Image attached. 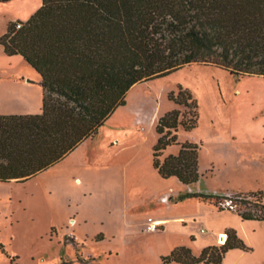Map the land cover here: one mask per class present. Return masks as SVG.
<instances>
[{"label":"trees","instance_id":"16d2710c","mask_svg":"<svg viewBox=\"0 0 264 264\" xmlns=\"http://www.w3.org/2000/svg\"><path fill=\"white\" fill-rule=\"evenodd\" d=\"M0 46L41 78L40 114L0 115V182L23 183L92 137L125 106L134 85L191 64L215 66L235 78H264V0H41L26 22L8 24ZM168 100L178 108L156 122L152 167L163 180L191 186L200 178L199 145L177 142V132L197 127V102L181 87ZM176 146L177 154L160 159ZM252 196L254 210L237 215L263 221V193ZM214 198L185 193L176 201ZM225 235L221 246L198 256L176 247L161 264H221L228 251L250 252L233 229Z\"/></svg>","mask_w":264,"mask_h":264},{"label":"rangeland","instance_id":"374dc122","mask_svg":"<svg viewBox=\"0 0 264 264\" xmlns=\"http://www.w3.org/2000/svg\"><path fill=\"white\" fill-rule=\"evenodd\" d=\"M0 5L13 11L18 3L0 1ZM22 66H8L0 55V75L24 68L39 79L25 61ZM139 85L128 109L120 112H125L123 119L110 118L88 139L85 161L75 166L71 160H62L23 183L0 182V264H161V257L168 255L166 247L188 243L186 238L171 243L163 235L146 232L148 220L142 216L152 209L145 202L146 193L127 192L124 187L140 177L146 182L145 174L152 172V147L158 136L149 120L158 105L164 114L178 108L168 95L176 94L179 87L196 100L198 124L191 132L179 128L177 142L199 145L201 188L230 193H208L215 198L198 200L206 207L177 208L173 216H205L218 230L234 229L250 252L232 251L221 264L264 263V220L250 223L236 218L239 212L254 210L252 193L261 191L264 205V78H235L215 66L191 64ZM137 107L144 108L142 113L133 112ZM117 139L122 144L116 147ZM116 148L119 151L114 154ZM170 149L175 155L179 146ZM165 156L167 151L160 159ZM149 184L168 188L163 196L167 203L196 190L194 184ZM191 223L198 232L202 230L204 240L209 239L210 229L198 221ZM164 229L159 225L156 231ZM220 241L215 236L214 246H221ZM191 249L196 252L198 245Z\"/></svg>","mask_w":264,"mask_h":264},{"label":"crops","instance_id":"0c3cea01","mask_svg":"<svg viewBox=\"0 0 264 264\" xmlns=\"http://www.w3.org/2000/svg\"><path fill=\"white\" fill-rule=\"evenodd\" d=\"M12 2L18 3V5L16 6L17 8L13 11H8L7 9L1 7L0 5V18H2V20L4 21L3 24H5L3 27V30L0 32V36L6 32L7 26L9 23L16 22V21H20L22 23L26 22L30 18V16L41 6V0H34L33 2L34 6L33 4H31L32 2L29 3L25 0H12ZM0 55L2 56L4 55L8 63V66H14V67L21 66V68L25 67V66H22V62L24 60L20 56H11V57L6 56L3 53V49L1 46H0ZM40 81H41L40 76H39V79H37L36 76L32 72H29L24 68L21 71H12L7 74L0 75V115L9 116V115L40 114L41 108H42V88L40 86ZM141 86L140 85L133 86L128 91L126 98H125V101H126L125 106L116 109L113 112V114L110 116V118L114 119L115 117H118L120 119H123L125 112L124 114H120V112L128 109L129 100L133 98L135 92ZM143 109L144 108L137 107L135 111L133 112H135V114H140L142 113ZM160 109L161 107L160 105H158L153 119L149 120V123L152 124L153 130H154V126L158 118L164 114L160 111ZM139 118L140 117H138L135 120L136 124H138ZM134 126H135L134 130H136L138 128V125H134ZM125 133H128V132H125ZM117 140L118 141L115 142L116 147L118 146V144H122V142H120L119 139ZM88 141L89 140L87 139L83 143H81L75 150H73L63 160H71L75 166L80 164V162L85 161ZM154 141H155V135H154L153 142L150 144L149 149H151V146L153 145ZM118 151L119 150L116 148L114 154H117ZM166 151H167V155H170L173 153L170 148L167 149ZM150 164H151V155H150ZM136 174L139 175L140 171L138 170ZM145 176L147 179L146 182H144L140 177L137 180H135V182H133L132 185L130 184L124 185L125 191L127 192L132 189H140V190H143L144 193H146L144 196L145 202L147 203V205H151L152 209L149 212L145 213L142 217L147 218V220L151 218V220L154 221L158 226L159 225L164 226L165 229L163 231H154V233H158L156 235H163L164 237L169 238L170 239L169 242H171L172 239H177L178 237L186 238V240H188V243H184V245H178L176 243L171 242L172 244L166 247L164 254H169L174 248L179 247V246L187 247L192 251L191 248L195 244V245H198V249L196 252L192 251V253L193 255L198 256L203 248L214 245L215 236H217V238L222 235L226 236L224 232L228 229H232L229 227H224L218 230L213 225H210V223L205 218V216H190V217L173 216V212L177 208H183V207L191 205L199 209V208L206 207L207 205H204L203 203H199L197 199H185L184 201H180V202L176 201L178 196L182 194H178L174 201H171L168 203L167 202L162 203L161 198H163V196L166 194V190L168 188H166V190L164 187L162 188L154 187L153 188V186L149 184L150 181L154 182L155 185L157 186L161 185V183L164 185L168 182L171 184H177L179 182L174 178H171L168 180L161 179L159 175L156 173V171L153 169V167H152V172L149 174V176L147 177L146 174ZM201 179H202V176H200L199 181L196 184H194V187L196 188V190L193 193H198V192L204 193V194H208V193L228 194L230 193L224 189H219V188L217 189L213 188L210 190L203 189L199 186L202 181ZM185 193H191V192H185ZM213 194H209V195H213ZM219 212L221 214L223 213L222 215H224V212L227 213L229 211H224V212L219 211ZM127 218L128 217L126 216V219ZM236 218L237 220H241V218L237 215H236ZM191 221L193 222L198 221L200 222L199 224H202L203 226L210 229L208 231L209 234L207 235H211V236L209 237L208 240H204L200 236V234L202 233V230H199L198 232V229H195L194 227H192ZM247 222L251 223L254 221H247ZM149 233H152V232H149ZM232 251H235V250L228 251V253ZM240 252L244 253L242 251ZM228 253H226L225 257L228 255ZM225 257L223 258V260L225 259ZM233 257H237V256H233ZM171 264H176V263H171Z\"/></svg>","mask_w":264,"mask_h":264},{"label":"built area","instance_id":"2783aa9c","mask_svg":"<svg viewBox=\"0 0 264 264\" xmlns=\"http://www.w3.org/2000/svg\"><path fill=\"white\" fill-rule=\"evenodd\" d=\"M21 28V24L20 23H16L15 24V29H20ZM161 202L162 203H166L167 202V197H163L161 198ZM158 228V225H155V222L152 221L151 219H148V223L146 226V231L148 232H154L156 231Z\"/></svg>","mask_w":264,"mask_h":264},{"label":"bare ground","instance_id":"6f19581e","mask_svg":"<svg viewBox=\"0 0 264 264\" xmlns=\"http://www.w3.org/2000/svg\"><path fill=\"white\" fill-rule=\"evenodd\" d=\"M155 225H157L156 223H155ZM221 237V243H224L225 242V240H226V236H224V235H222V236H220Z\"/></svg>","mask_w":264,"mask_h":264}]
</instances>
